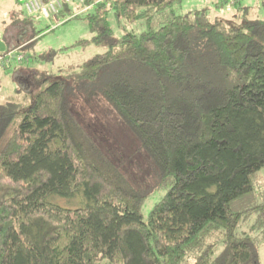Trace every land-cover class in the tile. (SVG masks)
Listing matches in <instances>:
<instances>
[{
    "label": "trees",
    "instance_id": "obj_1",
    "mask_svg": "<svg viewBox=\"0 0 264 264\" xmlns=\"http://www.w3.org/2000/svg\"><path fill=\"white\" fill-rule=\"evenodd\" d=\"M177 1L85 0L96 34L78 44L110 37L109 17L147 20ZM14 24L18 43L33 38L28 18ZM199 45L211 58L205 71L226 69L235 84L190 73ZM122 61L101 87L79 91ZM76 79V91L58 79L33 92L18 124L14 104L0 103V264H257L248 234L264 240V189L255 190L264 167V19L223 32L203 11L172 13L157 28L113 39ZM71 98L111 109L152 181L135 186L123 175L128 159L83 128ZM161 187L143 219L142 202Z\"/></svg>",
    "mask_w": 264,
    "mask_h": 264
},
{
    "label": "rangeland",
    "instance_id": "obj_2",
    "mask_svg": "<svg viewBox=\"0 0 264 264\" xmlns=\"http://www.w3.org/2000/svg\"><path fill=\"white\" fill-rule=\"evenodd\" d=\"M29 0H0V103L10 102L14 104L17 112L16 124L21 120L22 113L29 106L33 92L46 86L48 83L64 79L68 83V89L76 91V73L82 65L90 62L95 56L105 52L113 39L119 38L125 33L138 34L149 27L157 28L165 22L170 14L190 16L196 11H203L207 18L215 22L218 30L230 32L243 29L252 21L264 19V0H179L159 13L154 10L148 11L151 17L147 20L140 19L136 22L120 20L116 22L109 17L108 23L112 29V35L103 38L99 43L89 42L78 44L80 41L89 40L95 36L96 31L89 28L86 21L87 13L92 11L85 5V0H38L42 3L43 13L30 14L26 10ZM52 3V6L49 4ZM88 9V10H87ZM28 18L34 31L31 40L16 41L17 19ZM31 34V32H30ZM32 35V34H31ZM17 42V43H16ZM12 46L11 48L9 47ZM21 45V46H19ZM19 46V47H17ZM202 47L197 46V57L189 66L191 74H200L203 78L221 87H230L235 84L230 71L206 70L211 58L203 52ZM195 53V51H194ZM127 66L126 61L115 62L104 67L98 77L92 82H83L80 92L101 87L111 71H120ZM7 67V69H2ZM72 102L73 115L77 121L82 122L83 128L92 136H104L99 138L103 145L121 152L128 160L121 164V172L135 186L139 183L152 181L148 162L138 153L134 147V141L118 125L111 109L100 102L91 103L70 99ZM111 149V150H112ZM255 190L264 189V167L258 172ZM255 182V183H256ZM161 187L158 192L147 196L141 204L140 213L143 219L148 217L154 203L166 191ZM257 196L249 204H242L235 209L252 206L259 202ZM61 205L76 206L77 200H57ZM255 214L246 216L238 227L239 232H248L253 224ZM248 239L256 251L257 264H264V240L258 231L248 234ZM225 247L221 243L216 244L213 258L221 260L225 254ZM95 264H106L105 261ZM183 264H191L188 260Z\"/></svg>",
    "mask_w": 264,
    "mask_h": 264
},
{
    "label": "built area",
    "instance_id": "obj_3",
    "mask_svg": "<svg viewBox=\"0 0 264 264\" xmlns=\"http://www.w3.org/2000/svg\"><path fill=\"white\" fill-rule=\"evenodd\" d=\"M49 5L52 6V3H50ZM25 6H26L27 12L30 14H34V13H41L42 14L44 11V9H43L44 6L38 0H29Z\"/></svg>",
    "mask_w": 264,
    "mask_h": 264
}]
</instances>
